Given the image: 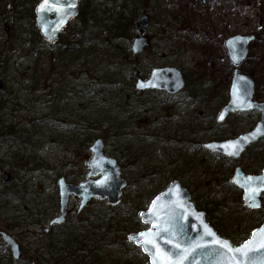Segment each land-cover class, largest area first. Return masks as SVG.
I'll list each match as a JSON object with an SVG mask.
<instances>
[{
	"label": "rangeland",
	"instance_id": "1",
	"mask_svg": "<svg viewBox=\"0 0 264 264\" xmlns=\"http://www.w3.org/2000/svg\"><path fill=\"white\" fill-rule=\"evenodd\" d=\"M15 1L0 2L7 7L9 17ZM134 4L137 15L143 11L150 15L147 32L152 46L120 68L122 79L115 88L102 81V74L107 69L116 71V58L107 60L91 53L93 56L75 66L63 60L59 65L67 68L60 75V68L47 62V46L38 49L29 36L21 39L12 32L8 37L0 16V103H7L0 110V120L16 131L11 136L0 129V223L8 225L0 231L15 237L22 251L34 254L40 264H76V254L87 253L79 251L76 242L65 247L61 241L67 236L82 240L99 260H83L85 263L149 264L140 248L127 242L126 246L128 232L117 225L122 222L124 227L128 220L130 224L139 222L138 212L146 209L173 179L188 189L195 204L200 201L198 208L205 211L207 219L215 215L209 222L216 230L221 227L236 234L243 220L251 222L249 233L237 241L221 232L235 245L246 240L264 219V194L260 209L248 211L239 189L230 182V166L244 169L255 161L254 152L225 161L206 154L202 147L204 142L245 133L259 119V112L252 111L230 114L223 124L213 125L227 99L233 70L224 46L230 37L254 36L238 69L253 80L254 100L264 101V0H133ZM130 34L133 36L134 31ZM193 41L196 43L190 44ZM118 43L120 47L129 46V40ZM21 47L38 51L28 62ZM38 56L42 62L35 64ZM127 65L137 66L142 78L148 77L153 68L177 67L184 72L187 86L174 95L155 90L138 92L134 79L125 74ZM82 85L89 89L91 99L97 93V99L107 103L115 94L122 97L114 98V105L128 99L122 103L126 107L120 108L119 114L112 113L109 123L101 128H107L108 134L100 136L104 153L117 160L127 186L112 211L105 201L92 199L77 214L79 199L71 197L65 222L50 226L49 221L59 213L57 179L62 176L74 183L86 179L85 161L91 156L88 147L92 141L83 144L85 132L99 131L95 118L100 107L86 103L84 99L91 102L88 97L78 100ZM253 146L260 148L257 152L262 151L264 138ZM189 168L191 172L184 174ZM6 173L8 180L4 179ZM206 197L216 205L201 203ZM110 213L115 216L112 231L91 227L86 232L81 228L97 217L107 221ZM8 258L9 250L0 238L1 264ZM28 258L23 256L13 263L32 264Z\"/></svg>",
	"mask_w": 264,
	"mask_h": 264
},
{
	"label": "water",
	"instance_id": "2",
	"mask_svg": "<svg viewBox=\"0 0 264 264\" xmlns=\"http://www.w3.org/2000/svg\"><path fill=\"white\" fill-rule=\"evenodd\" d=\"M80 1L48 0V4L43 11H38L42 0L37 2L34 7V22L40 35L47 43L53 44L60 33L69 25L71 19L77 14ZM148 24L149 15L147 13L137 16L134 20L136 34L130 43V51L133 55L142 54L151 46L150 37L146 34ZM253 39L254 36L252 35H236L225 41L228 58L236 68L231 75L228 101L218 113L216 122H223L230 111L249 112L257 110L260 112V117L253 128L245 133L225 140H212L202 145L209 151L233 159L239 158L248 146L264 137V102L253 100L254 82L249 76L240 73L237 68L246 58L248 44ZM234 56L239 57L235 63L233 62ZM241 78L244 79L242 80ZM184 85L185 79L183 73L178 68L170 66L153 68L147 79L137 78L135 81V89L139 91L157 89L171 95L183 89ZM234 142L236 143L235 148L231 146ZM103 149L104 142L101 138L95 139L89 146L92 154L85 162L88 167L86 180L74 184L67 182L64 177L58 178L59 214L50 224L64 221L71 195L80 198L78 212L91 198L105 200L110 206H116L120 202L123 188L126 187L127 181L121 176L120 166L117 161L112 157L106 156ZM233 152L235 154H231ZM8 177L9 175L6 173L5 180H8ZM249 177L256 179L249 181ZM231 183L241 191L244 205L250 209H258L260 207L261 194L264 192V167L260 173L246 174L240 166H237L234 168ZM256 188L259 190L253 195V189ZM154 201H156L155 205L153 204ZM139 215L141 222L148 224V227L130 233L127 236V240L141 248L143 254L148 257L149 264H152V255L141 246L143 238L139 234L148 232L150 229L155 233L160 229L172 228L171 232L162 231L160 236L153 235L151 239L155 240L159 245L161 253H166L173 249V245L177 243L180 245L179 249H175L177 252L183 254L185 249H191L182 264H217L222 259L211 244L204 247L195 246L197 243L204 244L205 241L211 239V237L205 235L208 229L215 234V237L227 240L232 245L227 238L220 236L213 226L210 225L205 219L204 211L196 208L194 202L191 200L189 191L177 179L172 180L164 190L155 195L148 208L142 210ZM166 221H170L171 223L169 224ZM154 225H156L155 228ZM205 225L207 229L204 227ZM261 228H264V220L259 227L251 232L250 237L246 240L253 238L252 234L254 231L257 232V236L254 239L259 240L260 233L258 230ZM0 235L3 243L12 252V256L18 258L20 252L15 238L5 231L0 232ZM202 237L203 239H201ZM167 240H171L172 243H166ZM137 241H140V243ZM240 245L232 246L239 247ZM148 247L154 252L158 251L152 248L151 245ZM258 255L264 256V252H260Z\"/></svg>",
	"mask_w": 264,
	"mask_h": 264
},
{
	"label": "trees",
	"instance_id": "3",
	"mask_svg": "<svg viewBox=\"0 0 264 264\" xmlns=\"http://www.w3.org/2000/svg\"><path fill=\"white\" fill-rule=\"evenodd\" d=\"M3 0H0L2 2ZM36 0H16L15 4L12 7V14H14V34L16 36H19V38H26L29 36L30 40H32L35 44V46L38 49H42L45 46L48 48L49 54L46 56L47 62L50 65L58 66L60 68L59 74L61 75L67 68L66 65H59L63 63V60H66L69 62L70 66H75L76 64H79L80 61L87 59L90 56H93L91 53H95V55L100 54L103 57H105L107 60L108 58H116L118 60L116 71L111 72L110 70L103 71L102 74V81L107 83V86L111 88H115L117 85L120 84L122 76L120 68L124 67V64H129L128 61H131L132 58L135 56H132L128 50V48L120 47L119 41L121 40H130L131 38V32L133 31V19L137 15V10L135 9L136 5H132L133 0H100L99 2H96L95 0H82L78 14L76 17L72 20L69 27L62 33V35L59 37L58 41L53 45H48L40 36L38 33L34 21H33V9H34V3ZM144 12V11H143ZM9 17H8V11L7 7L5 6V15L1 17V24L5 27L8 23ZM100 34L102 36H100ZM25 45V44H24ZM84 46V47H83ZM20 51H25V58H28V62L31 61V57L34 53H37V49L33 47V49H27L24 50L23 47H21ZM139 56L135 57L138 58ZM42 62V59L37 57L35 60V64H39V62ZM125 74L131 78L135 79L136 77L140 76V70L137 66H130L127 65L125 67ZM186 84H187V78H186ZM86 86L82 85L80 86L79 96L78 100L82 101L83 98L88 97L90 101H87L84 99V101L88 104H95L96 106L100 107L98 108L99 111L96 114V122H98V132H85V141L83 144L86 146L88 143H90L93 139L97 137H102V134H108L107 128H104V131L101 129L103 126H106L110 119L111 114H119L120 108H123L122 103H126L128 99L120 100L121 103H117L114 105V98H120L118 95H114L113 97H110L111 100L109 103L105 101H100V99H97L99 94L97 93L96 96H94L92 99L89 95H87V91L85 89ZM70 89V88H68ZM117 96V97H116ZM70 97V96H67ZM64 99V98H63ZM4 104L7 105L6 101H2L0 103V110L3 109ZM114 105L111 110H105V107L108 105ZM127 105V104H126ZM95 106V107H96ZM102 106V108H101ZM126 106H124L125 108ZM97 108V107H96ZM113 110H116L113 112ZM82 121V118H80ZM91 124V123H89ZM213 125H217L215 122ZM0 129L2 134H11V136H15L16 131L14 129L13 125H3V122L0 120ZM255 146V145H254ZM254 146H250L246 153L251 154V152H254L253 157L255 158V161L246 165L244 170L247 173H255L262 169L264 166V148L262 151H258L260 148H254ZM205 151V150H204ZM207 152V153H206ZM208 155H213L209 151H205ZM225 161H232L231 159H224ZM192 157L189 158V163H191ZM190 169V170H189ZM183 173L191 172L192 168H189ZM259 169V170H258ZM232 170V165L229 168V171ZM182 173V174H183ZM232 173V172H231ZM206 204H215L212 203V200H208L207 197L201 202ZM221 204V203H219ZM200 205V201H198V207ZM216 205V204H215ZM213 211L216 210V206H213ZM110 211H112L111 207H108ZM211 210V209H210ZM248 211H253L250 209H247ZM114 217L111 213L108 215V220L105 221L104 218H96L91 224L86 227V232L90 230L91 227H93L96 230L105 229L106 231H112L111 227L113 226L112 221L114 220ZM215 215H211L210 218H214ZM129 221V220H128ZM125 222L124 227H122V222L119 223L117 226L123 228L125 232L134 231L141 226V223L138 221H135L134 224H130L129 222ZM80 222H85L84 220H80ZM243 226L236 232V234L229 233V231L224 230L220 227V229H217V231L221 234V232L224 233V235H228L232 241L239 240L244 234L249 233L251 222L243 220L241 223ZM3 226V227H2ZM7 227L8 225H4L3 223H0V228ZM82 231V230H79ZM85 236L88 235L87 233ZM71 242H76V248L79 251L87 250L84 255H78V264H81L85 262L83 260L89 259L90 261H93L94 263H99V260H97V257L91 253L92 251L89 249H86L87 245L82 241H78L77 237L71 238L67 236V239H63L61 241L62 244L69 247L68 244ZM126 246L127 243L124 241ZM50 246H53L50 244ZM62 249V248H61ZM36 250V249H35ZM77 255V254H76ZM28 258V261H33V264H40L38 260L35 259L34 254H29V251L24 252V255ZM8 262L6 264H14L11 259H7ZM60 260V258L58 259ZM37 261V262H36ZM1 264V261H0ZM88 264V263H87ZM126 264H133L132 262L126 261Z\"/></svg>",
	"mask_w": 264,
	"mask_h": 264
},
{
	"label": "snow or ice",
	"instance_id": "4",
	"mask_svg": "<svg viewBox=\"0 0 264 264\" xmlns=\"http://www.w3.org/2000/svg\"><path fill=\"white\" fill-rule=\"evenodd\" d=\"M47 4H48V0H42V3L39 6L38 11L45 10ZM240 39H247V38H240ZM238 59H239L238 56H234L233 62L235 63ZM241 79L243 80L244 78ZM231 146L235 148L236 143L234 142ZM231 154H235V152ZM253 179L256 178H252V177L248 178L249 181ZM258 190H259L258 188L253 189V195ZM153 204L155 205L156 201H154ZM166 222L169 224L171 223L170 221H166ZM155 227L156 225H154V228ZM204 227L207 229L206 225ZM162 231L171 232L172 228L169 227L165 229H160L157 230L155 233L150 229L148 230V232L140 233L139 234L140 237L143 238V243L141 244V246L144 248L146 252H149V254L152 255V264H182V262L187 258V254L191 251V249H185L183 254L177 252L175 251V249L180 248V245L177 243L173 245V249L169 250L166 253H161L159 251V245L155 242V240L151 239V237L153 235L160 236ZM258 232L260 233L259 240L254 239L257 236V232L254 231L252 234L253 238L244 241V243L239 247H233L227 240H222L215 237V234L212 233L210 229H208L205 235L211 237V239L205 241L204 244L197 243L195 246L204 247L208 244H211L214 247L216 253L220 257H222V259L218 261L217 264H264V256L258 255V253L264 252V228L259 229ZM201 239H203V237ZM137 242L140 243V241ZM166 243H172V241L167 240ZM149 245H151L152 248L157 249L158 251L155 252L152 251L148 247ZM158 257L160 258L158 259Z\"/></svg>",
	"mask_w": 264,
	"mask_h": 264
},
{
	"label": "bare ground",
	"instance_id": "5",
	"mask_svg": "<svg viewBox=\"0 0 264 264\" xmlns=\"http://www.w3.org/2000/svg\"><path fill=\"white\" fill-rule=\"evenodd\" d=\"M5 15V6H0V16L2 17V16H4ZM14 33V14H12V16L10 17V19L8 20V23H7V25L4 27V33L8 36V35H10V33ZM6 36V37H7ZM193 43H196V42H191L190 44H193ZM10 49L8 48V52H10L9 51ZM59 239H60V237H59V235H56V241H59ZM18 246H19V257L18 258H14L13 256H12V252L10 251V249H8L9 250V253H10V258H8V259H11L13 262L14 261H17V260H20V259H22V257H23V255H24V252L22 251V249H23V247L18 243ZM52 250L53 249H50L49 251L50 252H52ZM55 252V251H54ZM77 257H78V254H77ZM36 260H38L39 261V263H40V259L37 257V258H35ZM59 259V258H58ZM57 259V260H58ZM62 260V259H61ZM79 260V259H78ZM6 262H8V260H6ZM37 262V261H36ZM93 262V261H92ZM31 263L33 264V261H31ZM76 264H78V262H76ZM81 264H84V263H82L81 262ZM85 264H87V263H85Z\"/></svg>",
	"mask_w": 264,
	"mask_h": 264
},
{
	"label": "flooded vegetation",
	"instance_id": "6",
	"mask_svg": "<svg viewBox=\"0 0 264 264\" xmlns=\"http://www.w3.org/2000/svg\"><path fill=\"white\" fill-rule=\"evenodd\" d=\"M202 1H205V0H202ZM9 12V11H8ZM11 14H12V12H11ZM4 27V26H3ZM8 37H9V35H8ZM68 213V212H67ZM67 213H66V215H67ZM56 216V215H55ZM54 218V217H53ZM52 218V219H53ZM65 218H66V216H65ZM66 220V219H65ZM50 222V221H49ZM65 222V221H64ZM49 225H50V223H49ZM52 226V225H51ZM15 238V237H14Z\"/></svg>",
	"mask_w": 264,
	"mask_h": 264
}]
</instances>
